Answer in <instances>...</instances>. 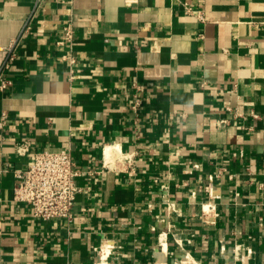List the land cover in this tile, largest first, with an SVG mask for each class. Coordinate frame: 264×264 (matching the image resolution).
Instances as JSON below:
<instances>
[{"label":"crops","instance_id":"crops-1","mask_svg":"<svg viewBox=\"0 0 264 264\" xmlns=\"http://www.w3.org/2000/svg\"><path fill=\"white\" fill-rule=\"evenodd\" d=\"M182 1L204 19L181 0H0V264H264V0ZM66 148L73 217L37 220L15 172Z\"/></svg>","mask_w":264,"mask_h":264},{"label":"built area","instance_id":"built-area-1","mask_svg":"<svg viewBox=\"0 0 264 264\" xmlns=\"http://www.w3.org/2000/svg\"><path fill=\"white\" fill-rule=\"evenodd\" d=\"M131 1V0H127ZM41 0H36L35 5L38 6ZM183 10L187 14H194L198 20H203L202 10L193 6L187 1L181 0ZM31 19H26L23 23L19 37L29 31V23ZM74 31L69 22L65 23L61 29V37L57 40V45L67 47L66 53L62 57L72 66L75 64V57L70 52L73 42ZM13 48H8L7 54L2 64H0V90H4L11 83L6 73L15 58ZM73 76V70L70 69V77ZM136 90L132 94L133 103L131 109L135 112L139 110L142 99L138 95L140 86H135ZM233 111L231 108H227ZM236 115V110L233 111ZM8 118L7 112L0 114V128H2ZM227 120L220 121L223 125ZM19 154L28 150L25 142L16 146ZM81 173L75 169V162L71 157L70 150L60 149L52 151L48 149L40 150L35 153L33 161L23 170L15 172L17 181L12 189V201L16 204H23L30 208L33 218L43 221L63 220L70 221L73 217V205L76 196L81 192V187L77 183V177ZM206 186L207 191L212 196L211 181ZM163 197H166L164 195ZM165 201H168L167 198ZM171 204H167L168 209H173ZM213 209L209 203L205 208L206 211ZM245 254H240V248L235 247L232 252L235 260L242 261L251 256L252 250L245 247Z\"/></svg>","mask_w":264,"mask_h":264},{"label":"bare ground","instance_id":"bare-ground-1","mask_svg":"<svg viewBox=\"0 0 264 264\" xmlns=\"http://www.w3.org/2000/svg\"><path fill=\"white\" fill-rule=\"evenodd\" d=\"M107 154H108V153H107ZM103 250H104V249H103ZM163 252H164V251H162V252L159 253L158 255L162 257V256H163ZM101 255H102V254H101ZM104 255H105V253H104ZM159 258H160V257H159ZM101 259H102V258H101Z\"/></svg>","mask_w":264,"mask_h":264}]
</instances>
